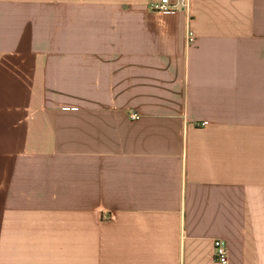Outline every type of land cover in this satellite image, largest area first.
<instances>
[{"label": "crops", "instance_id": "0c3cea01", "mask_svg": "<svg viewBox=\"0 0 264 264\" xmlns=\"http://www.w3.org/2000/svg\"><path fill=\"white\" fill-rule=\"evenodd\" d=\"M156 1L0 0V264H264V0Z\"/></svg>", "mask_w": 264, "mask_h": 264}, {"label": "built area", "instance_id": "2783aa9c", "mask_svg": "<svg viewBox=\"0 0 264 264\" xmlns=\"http://www.w3.org/2000/svg\"><path fill=\"white\" fill-rule=\"evenodd\" d=\"M181 0H158L152 4V9L161 13H171L177 10V6ZM188 0L184 1L187 6ZM191 33H189V36ZM191 40V38H190ZM140 115L138 113H129L130 120H138ZM214 257L218 264H229V249L225 241L216 239L214 241Z\"/></svg>", "mask_w": 264, "mask_h": 264}]
</instances>
